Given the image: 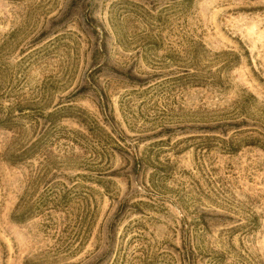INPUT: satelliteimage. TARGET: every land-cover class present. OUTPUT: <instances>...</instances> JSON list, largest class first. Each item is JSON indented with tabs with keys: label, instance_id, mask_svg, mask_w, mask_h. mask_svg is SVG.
<instances>
[{
	"label": "rangeland",
	"instance_id": "rangeland-1",
	"mask_svg": "<svg viewBox=\"0 0 264 264\" xmlns=\"http://www.w3.org/2000/svg\"><path fill=\"white\" fill-rule=\"evenodd\" d=\"M0 264H264V0H0Z\"/></svg>",
	"mask_w": 264,
	"mask_h": 264
}]
</instances>
